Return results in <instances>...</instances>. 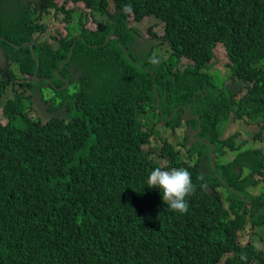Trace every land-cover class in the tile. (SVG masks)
Listing matches in <instances>:
<instances>
[{
  "label": "trees",
  "instance_id": "1",
  "mask_svg": "<svg viewBox=\"0 0 264 264\" xmlns=\"http://www.w3.org/2000/svg\"><path fill=\"white\" fill-rule=\"evenodd\" d=\"M66 2L83 3L97 28H86L79 15L78 35L35 42L42 81L33 77L37 61L23 45L45 31L34 17L43 19L51 8L68 18L74 8L16 0L0 13V46L21 77H30L0 116V264H264L263 251L239 241L248 223L264 225V193L251 199L246 190L264 180V151H239L237 135L221 138L232 120L264 122V0ZM151 16L164 35L154 34L142 54L135 49L140 35L127 21ZM220 45L228 55L227 81L213 68ZM164 46L166 60L155 53ZM9 76L15 79L14 70L0 79V104ZM45 78L61 84L52 87ZM32 98L41 106L31 107L38 119L27 112ZM184 110L199 116L187 125L202 129L203 142L189 146L184 134L180 143L160 138L158 149L145 150L161 120L171 133L183 127ZM207 141L215 154L223 147L237 154L212 168ZM157 167L191 173L196 191L186 197L185 214L169 210L161 190L148 187ZM220 187L231 194L228 204Z\"/></svg>",
  "mask_w": 264,
  "mask_h": 264
},
{
  "label": "rangeland",
  "instance_id": "2",
  "mask_svg": "<svg viewBox=\"0 0 264 264\" xmlns=\"http://www.w3.org/2000/svg\"><path fill=\"white\" fill-rule=\"evenodd\" d=\"M16 0H0V13L3 10H6L5 8H12L16 7ZM25 3L29 2L31 5H34L36 0H23ZM47 0L45 1L44 5L46 4ZM56 4L59 6L64 5L66 9L72 11V16L67 18V14L64 12H59L58 14H55L51 10V8H48V12L50 14H45L44 21L46 22L47 26V32L45 35H43L39 40L42 42L48 41L51 43V40L53 37H56L58 39L62 38L63 36H67L69 32H74V35H78V31L80 29L79 25V15H82V21L86 28L89 30H94L97 28L96 22L94 21V17L90 13V10L85 7L83 3H72V2H66V0H53ZM110 11H113V6H111ZM98 20L101 22H105L108 17L104 15H97ZM127 26L132 27L136 29L138 35H140V40H138V44L136 49L140 51V53L144 54L145 51L150 50L149 41L154 39L153 36L156 34L158 37H161L164 35V25L161 21H159L155 17H146L142 21H134L131 17L128 18ZM160 43V42H159ZM168 47V46H167ZM166 46L162 47L161 49L156 50V54L160 57H163L164 60L168 58V49ZM169 48V47H168ZM215 61L216 64L213 65L214 70L220 71L222 73V80L227 81L228 75H230V71L227 68L228 63V55L226 49H224L222 46H218L215 50ZM182 65L185 64H191L190 61H187L186 59H182L180 61ZM14 71L16 76L19 78V80H25L29 79L30 77H25L24 79L21 78L20 73L18 72L17 68L14 67ZM35 76V74H34ZM65 88V87H64ZM232 88V87H230ZM245 93V90H243L237 98L241 97V95ZM50 95V93L48 92ZM14 91H12L11 86L8 88L6 95H3L1 97L2 104H0V116L3 114V105L8 99H14ZM32 106V105H31ZM64 106V105H63ZM59 107L60 111L65 110V107ZM39 104V108H40ZM27 112L30 114L31 118L36 117L38 114L32 110L30 106L27 108ZM41 115L44 113L41 112ZM46 117V116H45ZM158 120V118H157ZM148 125L150 123H147ZM183 127H180L179 129H176L174 133H171L169 130L165 129V126L163 128V120H161V125L157 124V126L153 129L154 135L156 136L151 141V145L148 147H145V150H151V149H158V146L162 145L161 139H166L169 143L177 144L183 141L184 134L186 135L188 131V125L182 124ZM198 130L197 132H199ZM186 132V133H185ZM160 133V136L158 134ZM237 135L236 143L238 145H241V148L239 151H243L245 149H262L264 151V122L262 120L259 121H252V119H238V120H232L231 122H228L224 124L222 127V134L221 138H228L230 136ZM190 142V139L188 140V144ZM236 151L231 150L229 147H223L222 152L217 153L215 155L216 161L219 163H226L231 161L235 155ZM196 157V155L194 156ZM226 159V161H224ZM153 160L157 161L161 166H165L166 163L163 160H159L156 155H153ZM224 161V162H223ZM207 168V166H206ZM170 170V169H165ZM256 179H261V176L256 174ZM219 191L222 193V196L224 199H229V192L226 189L219 188ZM248 192V198L251 197H259L260 194L264 193V180H262L257 186H251L247 188ZM231 196V194H230ZM229 203V200L226 204ZM260 214V213H259ZM239 241L242 244H247L248 242L254 244L256 248L260 251L264 252V225L260 227L254 228L250 223L246 226L244 231L240 233Z\"/></svg>",
  "mask_w": 264,
  "mask_h": 264
},
{
  "label": "clouds",
  "instance_id": "3",
  "mask_svg": "<svg viewBox=\"0 0 264 264\" xmlns=\"http://www.w3.org/2000/svg\"><path fill=\"white\" fill-rule=\"evenodd\" d=\"M8 62L9 61L6 58V54L4 52H2V50L0 49V67L4 66L5 63L8 65ZM197 119H199V116H198V118H196V120ZM189 128L193 129V126L192 127L190 126ZM189 128H188V131H186V132H189ZM192 129H191V131H192ZM198 130L201 131L202 129L199 128ZM191 131L186 134V136L188 137V140L191 138V140L189 142V146H194L198 142L202 143L203 141L197 138V134L200 131L199 132L195 131L194 133H192ZM192 140H195V141H194V143L191 144ZM206 144L210 145V148H211V145H213L208 141L206 142ZM213 147H215V146L213 145ZM209 152H210V150H209ZM215 155L216 154L214 153V156L212 157L210 154L211 166H212V160H214V166H215V163L217 162ZM195 159H197V157H194L191 160H195ZM201 160H202V162H204V158H201ZM197 179L203 180V177L201 176V177H198ZM147 185L149 188H152V187L159 188L162 192V200L167 205L169 210L176 212V213H179V214H185L188 211V202L186 200V197H189L190 195L194 194L196 191V185L192 181L191 173L185 168H172L170 170H162L161 168L157 167L150 172V174L147 178ZM218 190H219V188H218ZM229 197H230V194H229L228 198ZM222 198H223V196H222ZM227 201L228 200L223 198L224 204H226Z\"/></svg>",
  "mask_w": 264,
  "mask_h": 264
},
{
  "label": "flooded vegetation",
  "instance_id": "4",
  "mask_svg": "<svg viewBox=\"0 0 264 264\" xmlns=\"http://www.w3.org/2000/svg\"><path fill=\"white\" fill-rule=\"evenodd\" d=\"M45 1L46 0H36L35 1V3H34V5H33V7L34 6H36L37 4L38 5H40V7H42L43 5H44V3H45ZM44 13H46V12H44ZM35 18V20H34V24H37V22H38V24H42L43 26H44V28H45V31H37L36 33H34L33 34V38H32V40L31 41H27V44H23V45H28L29 46V48H30V44H32L33 45V48H34V45H35V42L36 43H39V42H42V41H40L39 39L43 36V35H45L46 34V32H47V26H46V22L44 21V18L43 19H41V18H39V17H34ZM67 36H68V34H67ZM67 36H63L62 38H60V39H58V38H56V37H53V39L51 40V43L52 44H56L58 41H60V40H63V39H65ZM0 39H3L2 37H0ZM138 40H140V38H137V43H136V45H135V49H136V47H137V44H138ZM17 47V46H16ZM19 47V46H18ZM17 47V48H18ZM3 49L4 50V53L6 54V50L2 47V46H0V49ZM1 49V50H2ZM30 51L32 52V50H31V48H30ZM33 55V54H32ZM7 64L5 63L4 64V66H2V67H0V79L2 78L3 80H4V76H7V70L8 69H12V70H14V67H16V65L14 64V62H11V61H9L8 62V65L6 66ZM71 67V66H70ZM17 68V67H16ZM17 70H18V68H17ZM63 70V69H62ZM61 70V71H62ZM15 72V71H14ZM18 72H19V70H18ZM73 72V70L71 71V73ZM20 73V72H19ZM21 74V73H20ZM78 75H79V72L77 73V75H75V77H74V80L73 81H75L77 78L76 77H78ZM34 77V76H33ZM37 77H39V76H37ZM22 79H24L25 77H21ZM35 78V77H34ZM42 79H43V77H39V79H36V80H38V81H42ZM46 79V82H48V83H50V85L52 86V87H58L60 84H61V82L60 81H55V82H51L48 78H45ZM61 80H62V82H63V84H62V86H65L66 85V83L68 82V85H70V81H69V79H67L66 77H64V76H61ZM7 82L8 83H12L11 84V89H12V91H14V93H16L17 92V88H18V84L20 83V82H22V80H19V78L16 76L15 77V79L14 80H12V78H11V76H9L8 78H7ZM3 84V83H2ZM1 84V85H2ZM45 86H47V85H45ZM48 94V92H46V95ZM3 95H6V92L3 94ZM2 95V96H3ZM38 99H41L40 98V96L38 97ZM31 101L32 100H34V103L32 104V106L33 107H35V102H37V104H36V106L38 107V100H35L34 98H32V99H30ZM2 102V101H1ZM24 102H25V100H24ZM26 103V102H25ZM48 104H50V101L48 102ZM28 106H30V107H32L31 105H27V108H28ZM32 107V108H33ZM64 107V106H63ZM63 112H65L66 113V110H62ZM63 112H62V114H63ZM183 122H182V124H188L187 122H189V121H192L193 119H196V115H194L192 112L191 113H189V111H186V110H184L183 111ZM185 114H188L187 116H185ZM35 119H38V116H36L35 117ZM190 127V126H189ZM188 127V128H189ZM191 129L192 128H189V132L191 131ZM195 131H197V130H195L194 128L192 129V133H194ZM189 132H187V133H189ZM186 133V132H185ZM251 199H252V197H251ZM248 206L250 207V208H252V205L250 204V203H248Z\"/></svg>",
  "mask_w": 264,
  "mask_h": 264
},
{
  "label": "water",
  "instance_id": "5",
  "mask_svg": "<svg viewBox=\"0 0 264 264\" xmlns=\"http://www.w3.org/2000/svg\"><path fill=\"white\" fill-rule=\"evenodd\" d=\"M110 37H111V36L108 37V39H107V43H108V40H109ZM30 48H31V50H32V53H33L34 57H35L36 60H37L36 73H35V76H34V77H35L36 79H39V77H37V75H36L37 72H38V68H39V59H38V57H37L36 54H35V51H34V48H33V45H32V44H30ZM125 54H126V53H125ZM70 58H71V53L69 54V57H68L67 59H65V60H63V61L61 62V64H60V68L55 72L56 75H59V72L63 69L65 63H66ZM64 87H65V88L68 87V82L66 83V85H65ZM159 102H160V96L158 95V103H159ZM36 104H37V102H35V108H37ZM196 118H198V116H196ZM190 140H191V138H190ZM194 141H195V140H192V141H191V144L194 143ZM213 148H214L213 145H211V148H210V154H211L212 157L214 156ZM212 167L214 168V160H212Z\"/></svg>",
  "mask_w": 264,
  "mask_h": 264
}]
</instances>
